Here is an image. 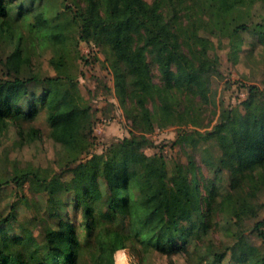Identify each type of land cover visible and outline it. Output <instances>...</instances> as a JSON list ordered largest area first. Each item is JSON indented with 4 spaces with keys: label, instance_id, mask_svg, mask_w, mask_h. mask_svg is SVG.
I'll list each match as a JSON object with an SVG mask.
<instances>
[{
    "label": "rangeland",
    "instance_id": "obj_1",
    "mask_svg": "<svg viewBox=\"0 0 264 264\" xmlns=\"http://www.w3.org/2000/svg\"><path fill=\"white\" fill-rule=\"evenodd\" d=\"M75 1L81 3V0ZM157 1L165 18L174 23L182 49L203 54L218 69V73L206 74L202 88L188 83L184 77H172L174 115L162 120H159L157 108L160 101L155 96L149 93L144 96V105L153 112L151 121L146 122L140 115L136 98L127 90L117 89L116 71L125 65L101 31H96L88 40L79 37L74 0H36L34 4L25 1L23 7H27L28 12L12 18L9 26L0 28L4 33L0 37V61L15 48V39L12 42L5 34L20 35L29 59V71L38 75H58L73 84L75 96L84 106H89L92 143L90 153H80L78 148L70 153L51 138L43 112L32 121H18L19 124L0 121V212L6 215L14 205L16 231L30 230L39 241L44 224L40 220L44 218L55 228L58 219L49 214L51 199L37 178L45 182L68 181L71 173L67 167L70 165L65 163L86 161L91 154L100 152L107 158L115 152L113 143L125 137L144 140L139 150L155 156L168 177L179 170L186 182L183 185L187 192L185 198L174 186H169L171 208H188L191 197L202 207L201 194L207 195L214 189L208 202L210 227L187 251L167 255L133 244L122 248L125 263H121L119 253L115 255L114 251L113 264H209L214 252H224L217 264H238L237 258L246 251V264L259 260L264 264V234L258 233H264V171L242 173L235 187H230L229 172L215 166L221 154L218 141L213 136H199L212 132L221 121L232 123L247 107L256 109L259 101L264 100L255 96L258 103L244 104L250 95L249 86L264 92V37L255 26L256 23L264 24V3L261 0L250 2L249 28L239 32L240 41L235 48L229 30L215 28L213 24L207 28L203 26L202 20L208 15H201L194 0H171L175 6L170 0ZM8 3L14 8L19 6V0ZM38 17L41 23L37 22ZM52 30L59 32L53 34ZM58 52L63 53L66 61L62 66H53L49 59ZM147 61L152 80L164 85L155 59L148 56ZM194 62L199 63V60ZM21 172L28 174L30 179L17 186L11 178ZM93 186L105 192L100 179L95 180ZM58 196L63 201L57 207L61 218L68 216L72 222L79 223L80 217L71 203L72 194L62 192ZM82 262L95 264V258L85 253Z\"/></svg>",
    "mask_w": 264,
    "mask_h": 264
},
{
    "label": "trees",
    "instance_id": "obj_2",
    "mask_svg": "<svg viewBox=\"0 0 264 264\" xmlns=\"http://www.w3.org/2000/svg\"><path fill=\"white\" fill-rule=\"evenodd\" d=\"M8 1L0 0L2 29L10 25L12 18L28 12L29 9L23 7L25 1L36 2L19 0V6L14 8ZM194 1L201 15H208L202 20L203 26L207 28L213 24L215 28H226L232 33L236 48L240 41L239 32L249 28L247 18L253 0ZM80 2L74 0L79 37L88 40L99 30L108 38L125 65L116 71L117 89L129 91L136 98L140 115L146 122L151 121L153 115L144 105L146 94L160 101L157 108L159 120H162L174 115L171 109L172 77H184L188 83L202 88L208 72L218 73L203 54L182 49L174 23L165 18L157 0L152 3L146 0ZM170 4L176 5L171 0ZM36 20L38 23L42 21L39 17ZM255 26L259 35L264 37V24L256 23ZM3 34L0 31V37ZM5 37L12 42L15 39V48L0 61V121L10 120L16 124L18 121H32L43 112L53 140L70 153L75 148L80 153H90L89 106H84L75 96L73 84L58 75H38L29 71V59L22 47L21 36L6 33ZM148 56L157 62L164 85L152 80ZM195 59L199 63H195ZM65 61L63 53L59 52L49 59L53 66H62ZM248 90L250 95L244 102L246 106L258 103L255 96L264 98V92L258 87L249 86ZM247 108L244 114L235 116L232 123L221 121L212 132L198 133L200 137L213 136L218 141L221 154L215 166L229 172L230 187H235L242 173L264 171V100L259 101L256 109ZM142 142L145 141L125 137L113 143L115 152L107 158H103L100 152L91 154L86 161L65 163L70 165L67 167L71 173L68 181L45 182L37 178L41 188L49 194L51 205L48 211L57 216V227H50L44 218L41 219L44 224L38 241L30 230L16 231L14 205L6 215L0 212V264H82L85 253L95 258V264H113V252L133 244L172 255L187 251L193 241L201 240L210 227L208 202L214 189H210L207 195L201 194L202 207L191 197L188 208H171L169 186H174L185 198L187 192L183 185L186 182L179 170L168 177L155 156L139 150ZM27 179L30 178L25 172L11 178L17 186ZM99 179L105 192L93 186V182ZM62 192L72 194L71 203L75 214L80 217L79 223L72 222L68 216L62 219L58 213L57 207L63 203L58 195ZM258 233L264 234L262 231ZM212 254L209 264L219 263L224 256V252ZM247 254L246 251L237 258L238 264H246ZM256 262L263 264V260Z\"/></svg>",
    "mask_w": 264,
    "mask_h": 264
},
{
    "label": "bare ground",
    "instance_id": "obj_3",
    "mask_svg": "<svg viewBox=\"0 0 264 264\" xmlns=\"http://www.w3.org/2000/svg\"><path fill=\"white\" fill-rule=\"evenodd\" d=\"M116 253H119V259L121 263H125L126 256H125L124 250L122 248H119L116 250Z\"/></svg>",
    "mask_w": 264,
    "mask_h": 264
},
{
    "label": "water",
    "instance_id": "obj_4",
    "mask_svg": "<svg viewBox=\"0 0 264 264\" xmlns=\"http://www.w3.org/2000/svg\"><path fill=\"white\" fill-rule=\"evenodd\" d=\"M115 255H116V252H115Z\"/></svg>",
    "mask_w": 264,
    "mask_h": 264
}]
</instances>
